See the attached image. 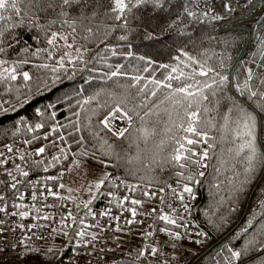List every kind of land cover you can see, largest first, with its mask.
I'll return each mask as SVG.
<instances>
[{"label":"snow or ice","instance_id":"obj_1","mask_svg":"<svg viewBox=\"0 0 264 264\" xmlns=\"http://www.w3.org/2000/svg\"><path fill=\"white\" fill-rule=\"evenodd\" d=\"M194 261L264 264V0H0V264Z\"/></svg>","mask_w":264,"mask_h":264},{"label":"trees","instance_id":"obj_2","mask_svg":"<svg viewBox=\"0 0 264 264\" xmlns=\"http://www.w3.org/2000/svg\"><path fill=\"white\" fill-rule=\"evenodd\" d=\"M137 43H139L137 41ZM140 51L141 53L143 52H151L153 55H157V49L156 48H147V47H144V46H141L140 47ZM158 58H162V59H167V56L166 54L163 56V57H158ZM64 91H72V85H71V82H68L65 86H64ZM63 92H58L57 95H62ZM48 99H51V97H40L39 99L35 100L33 105L31 107H28L26 109V111L23 113V114H26V115H31L32 114V111H33V108L36 107V106H40L41 104L43 103H47ZM3 125H4V128L7 129L8 127H11L13 126V118L12 117H9L7 119H5L3 121ZM255 191V190H254ZM258 195V193H257ZM250 203H249V209L246 211V213H242V215L240 216L239 215V212L236 213L232 219H233V223L231 224V226L227 229V235L220 239L219 241H217V244H219L220 242L222 241H227L228 238L234 233L235 230H237L239 227H241L243 221L245 220V217H246V214L250 212L251 208L254 206L255 204V199L253 197V194L250 193ZM212 203V197H211V192L209 190V188L207 186H205L203 189L200 190V200H199V206L202 210H207L208 207L211 205ZM223 212L227 213V209H222ZM205 219V217H203L202 215L199 217L198 221L197 222H201ZM205 226L202 224V227ZM225 232V233H226ZM214 239L215 237L217 236V233L213 232L212 233ZM221 236H219L220 238ZM216 240V239H215Z\"/></svg>","mask_w":264,"mask_h":264},{"label":"rangeland","instance_id":"obj_3","mask_svg":"<svg viewBox=\"0 0 264 264\" xmlns=\"http://www.w3.org/2000/svg\"><path fill=\"white\" fill-rule=\"evenodd\" d=\"M12 127V126H11ZM11 127H8V128H11ZM250 193H249V195L247 196V198L243 201V203H242V211H240L239 212V215L241 216L242 215V213H246V211L249 209V203H250ZM230 232V231H229ZM228 232V233H229ZM227 232L224 234V235H222L219 239H213V241H212V245L213 246H215V244L217 243V241H219L220 239H222V238H224L227 234H228ZM211 250V246L208 248V249H204L203 251H201V253H200V255L201 256H204V255H206L209 251ZM193 264H195V261L193 262Z\"/></svg>","mask_w":264,"mask_h":264},{"label":"built area","instance_id":"obj_4","mask_svg":"<svg viewBox=\"0 0 264 264\" xmlns=\"http://www.w3.org/2000/svg\"><path fill=\"white\" fill-rule=\"evenodd\" d=\"M227 23V22H226Z\"/></svg>","mask_w":264,"mask_h":264}]
</instances>
